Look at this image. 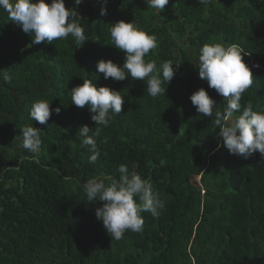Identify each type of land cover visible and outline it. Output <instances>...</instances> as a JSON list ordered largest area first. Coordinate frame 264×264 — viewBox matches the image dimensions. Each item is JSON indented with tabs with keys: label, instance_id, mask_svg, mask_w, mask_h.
Returning a JSON list of instances; mask_svg holds the SVG:
<instances>
[{
	"label": "trees",
	"instance_id": "trees-1",
	"mask_svg": "<svg viewBox=\"0 0 264 264\" xmlns=\"http://www.w3.org/2000/svg\"><path fill=\"white\" fill-rule=\"evenodd\" d=\"M65 6L76 8L83 46L71 35L34 45L0 9V264H264V157L244 159L218 147L214 113L226 101L194 66L205 43L240 46L254 81L241 105L264 108V0H169L161 13L145 0H108L105 16L98 0ZM121 20L156 36L146 60L180 64L163 84L165 95L149 96L146 81L97 73L101 59L125 61L109 33ZM84 79L124 96L121 113L96 138L95 164L77 139L81 126L94 132L95 122L87 107L71 104L70 90ZM201 87L216 101L212 117L191 103ZM36 100L61 111L45 124L31 121ZM25 124L41 130L37 154L21 147ZM121 164L147 179L166 205L157 217L141 214L142 232L128 230L116 241L95 216L102 202L89 203L83 185L92 177L111 183Z\"/></svg>",
	"mask_w": 264,
	"mask_h": 264
},
{
	"label": "clouds",
	"instance_id": "clouds-1",
	"mask_svg": "<svg viewBox=\"0 0 264 264\" xmlns=\"http://www.w3.org/2000/svg\"><path fill=\"white\" fill-rule=\"evenodd\" d=\"M98 2L102 5L100 15H107L108 0ZM208 2L200 0V3ZM81 3L83 0H75L76 6ZM168 3L169 0H145L147 9L158 10L159 13ZM0 9L8 14L10 22L31 35L34 45L42 42L51 44L56 40L67 39L69 35L81 46L88 41L83 27L76 20V8H66L65 0H51V3L46 0H0ZM109 33L111 45L124 53L125 61L120 66L112 60L101 59L96 64L97 73H103L105 80L112 78L114 81H124L130 76L133 80L146 81L149 96L156 98L165 95L163 84L168 85L172 81L180 64L168 60L157 65L155 60L145 59L158 46L156 36L133 22L123 20L110 23ZM245 55L248 53L236 44H203L194 66L198 69L199 78L222 96L226 104L222 111L215 110L216 101L203 87L195 91L190 100L202 116L212 117L215 110L214 124L219 128L217 136L222 138V144L218 147L226 148L231 155L248 159L256 152L264 157V108L257 105L254 110L251 102L243 107L241 105L242 94L254 82L253 73L243 60ZM173 65L177 68L174 69ZM254 67L259 68V65ZM2 76L5 82H11L13 78L8 72ZM70 91L71 104L80 109L87 107L91 120L95 122L94 132L84 125L77 133L81 147L90 153L89 163L95 164L101 155L96 138L101 136L103 128L110 125L112 118L121 113L124 96L107 86L97 87L88 79ZM60 111V107L50 109V103L46 100H36L28 110V118L45 124L53 112L58 115ZM21 130V147L30 153H39L43 146L41 130L30 124L22 126ZM102 142L107 143L108 138L104 137ZM118 172V179H112L111 183L92 177L83 185L89 203L102 202V207L95 209V216L102 221L111 240L116 241L123 239L128 230L142 232L144 219L141 214L150 213L157 217L166 205L151 183L138 173L129 172L126 164H121Z\"/></svg>",
	"mask_w": 264,
	"mask_h": 264
},
{
	"label": "rangeland",
	"instance_id": "rangeland-1",
	"mask_svg": "<svg viewBox=\"0 0 264 264\" xmlns=\"http://www.w3.org/2000/svg\"><path fill=\"white\" fill-rule=\"evenodd\" d=\"M199 180H200V177H199V176H195V177L193 178V181H194L195 183H197L198 185L200 184Z\"/></svg>",
	"mask_w": 264,
	"mask_h": 264
}]
</instances>
